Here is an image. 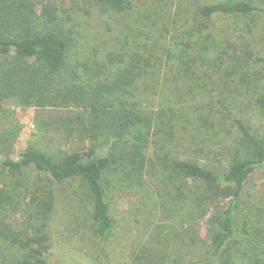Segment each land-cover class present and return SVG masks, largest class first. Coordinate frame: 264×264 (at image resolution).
<instances>
[{
    "label": "trees",
    "instance_id": "16d2710c",
    "mask_svg": "<svg viewBox=\"0 0 264 264\" xmlns=\"http://www.w3.org/2000/svg\"><path fill=\"white\" fill-rule=\"evenodd\" d=\"M89 1L97 9L136 17L137 24L143 21L140 26L126 22V28L138 31L137 37L132 44L127 40L124 53L110 51L106 62L99 53L92 60L78 44L86 37L67 26L53 3L0 0V208L12 205L21 193L29 197L30 207L28 227H18L0 215V242L22 252L16 264H50L52 219L61 201L54 185L65 182H79L75 197L89 214L84 221L90 223L92 236L100 240H109L115 230L108 196L113 183L139 188L136 196L154 212L152 191L145 188L142 194L144 185H138L148 170L146 154L153 144L167 151L164 158L158 156L164 167L198 184L196 193L205 188L207 196L201 197L209 201L231 199L228 207L213 217L216 229L210 241L202 245L199 262L264 264V246L257 244H264V203H250L245 197L251 176L264 170L261 134L232 111L226 123L203 119L202 126L199 119L203 116L193 118L189 108L177 104L183 96L179 83L193 87L195 78L200 79L199 71L203 78H209L211 71L225 84L236 75L244 81L264 79L249 77L244 71H256L264 63V0ZM174 46L179 53L172 50ZM169 74L173 76L170 82L176 81L177 91L173 95L171 90L165 103L159 108L154 104V109L146 112L141 100L149 93H164L163 85L169 89L165 77ZM12 101L38 113L58 112L50 116L53 121L39 126L46 135L56 137L51 140L54 144L65 139L89 143L90 147L69 152L48 150L51 147L45 149L35 143L13 156L21 132L1 127L5 106ZM166 102L170 105L165 106ZM253 103L264 113V89ZM230 119L232 127L228 126ZM217 125L225 126L229 135L237 131L225 171L193 160H170L169 144L175 141L177 129L213 131ZM99 145L110 146L107 155H99ZM30 172L38 175L35 183H31ZM66 199L73 198L68 195ZM190 229L185 230L187 235ZM248 242L255 244L250 247ZM170 248L159 234L157 246L144 248L133 264H168L165 259L170 257ZM159 253L165 254L164 259L158 258L160 261Z\"/></svg>",
    "mask_w": 264,
    "mask_h": 264
},
{
    "label": "rangeland",
    "instance_id": "374dc122",
    "mask_svg": "<svg viewBox=\"0 0 264 264\" xmlns=\"http://www.w3.org/2000/svg\"><path fill=\"white\" fill-rule=\"evenodd\" d=\"M37 2L53 3L63 13L64 20L68 27H74L81 32L84 39H80L78 44L94 61L97 53L102 61H107V54L113 51L115 54L124 53L127 50V40L132 44L137 37L132 30L126 28V22L137 24L136 17L116 14L111 11L100 10L90 6L89 0H35ZM264 34V28L261 30ZM144 43L147 41L141 37ZM149 46H151L149 44ZM264 54V37L261 45ZM175 53H179V48H172ZM244 71L250 73L249 77L256 75L258 78L264 76V63ZM1 66V60H0ZM169 67H167L168 70ZM209 78H195L193 87L189 83H179L178 88H183V96L178 99L177 104L189 108L194 116L199 119V123L204 125L203 119L212 122L226 123V117L232 111L233 116L244 118L253 129L261 134L264 143V113L257 108L253 100L264 89V79L261 82L250 79L244 81L239 75L232 77L228 83L220 80V77L209 71ZM166 84L163 85V92H157L156 96L149 93L141 100L146 112L163 104L171 90L177 91L176 81L171 76H165ZM165 80V81H166ZM165 83V82H164ZM137 101L139 98L136 99ZM177 100V99H175ZM169 106V102L164 104ZM160 107V106H159ZM157 107V108H159ZM50 112V113H48ZM53 111L38 113L34 109L20 108L14 101L5 106V112L1 116V127L6 130L21 132L17 139L15 152L17 156L27 145L41 144L43 148L76 152L85 151L90 147L89 143L79 141H68L62 139L54 144L51 140L54 135H46L39 130L41 124L51 122L50 116H54ZM232 120L228 126H231ZM181 125H186L182 122ZM225 126H218L213 131H199L198 127L184 131L177 129L175 141L170 142V160H193L203 166L225 171L230 163L233 149L236 145L237 131L230 135L224 131ZM100 156H105L110 150V146L99 145L96 147ZM163 149H158L155 145L147 151L149 162L148 170L144 180L140 185L143 194L145 188L152 191L156 208L149 211L142 205L136 196L138 189H131L127 184L113 183L109 196L112 215L115 219V230L109 240H100L92 236L88 224L84 220L89 217L84 209L80 208V198L75 197L76 190L79 191V182H65L55 184L61 195L52 219L51 236L52 250L49 254L50 264H133L137 255L141 254L144 248L151 250L157 246L159 234L165 245H170V257L168 264H201L199 262L203 252L202 245L209 242L213 231L216 229L213 224V217L226 209L231 199L216 198L213 201L204 199L207 196L205 188H200L193 181L185 180L178 173L167 169L159 161L164 158ZM170 164V163H169ZM31 183L38 181L36 172H30ZM5 175V174H4ZM6 177V175L4 176ZM10 188L16 187L10 184ZM245 197L250 203L256 200L264 203V170L255 172L248 181ZM72 196V200L66 199ZM198 198L200 201H197ZM29 197L22 194L16 197L12 205L0 208L2 217H9L15 224L28 227V214L30 212ZM160 225L164 228L159 229ZM149 228L152 230L150 231ZM190 229V235L185 230ZM254 229V227L252 228ZM156 231V232H155ZM187 231V230H186ZM154 232V233H153ZM252 232V231H251ZM156 234V238L155 235ZM182 234V236H181ZM192 236L194 239L192 240ZM251 240L250 234L247 235ZM250 247L255 244L248 242ZM260 248L264 246L262 242L257 243ZM244 251V250H243ZM167 252V251H166ZM22 252L5 242H0V264H16ZM165 254H157V259H164ZM16 258V259H15ZM15 259L14 261H12ZM158 259V261H160Z\"/></svg>",
    "mask_w": 264,
    "mask_h": 264
}]
</instances>
